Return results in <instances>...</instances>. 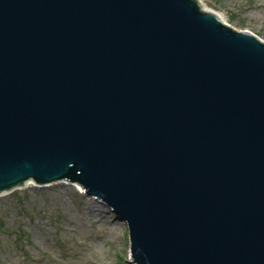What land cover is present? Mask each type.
<instances>
[{
	"label": "water",
	"instance_id": "1",
	"mask_svg": "<svg viewBox=\"0 0 264 264\" xmlns=\"http://www.w3.org/2000/svg\"><path fill=\"white\" fill-rule=\"evenodd\" d=\"M28 180L136 264H264V41L199 0H0V194Z\"/></svg>",
	"mask_w": 264,
	"mask_h": 264
},
{
	"label": "rangeland",
	"instance_id": "2",
	"mask_svg": "<svg viewBox=\"0 0 264 264\" xmlns=\"http://www.w3.org/2000/svg\"><path fill=\"white\" fill-rule=\"evenodd\" d=\"M264 41V0H199ZM0 264H135L124 219L69 183H24L0 194Z\"/></svg>",
	"mask_w": 264,
	"mask_h": 264
},
{
	"label": "bare ground",
	"instance_id": "3",
	"mask_svg": "<svg viewBox=\"0 0 264 264\" xmlns=\"http://www.w3.org/2000/svg\"><path fill=\"white\" fill-rule=\"evenodd\" d=\"M207 11H208V12H211V13H213V14H215L217 18L221 19L220 15H218L217 13H215V12H213V11H211V10H207ZM222 20H223V19H222ZM29 182H33V180H28V181H26V183H29ZM54 183H55V182H54ZM56 183H58V182H56ZM60 183H69V184H71V185L77 187L78 191H80L81 193L86 194V193L84 192L82 186H81L80 184H78L77 182L61 181ZM130 259H131V258H130Z\"/></svg>",
	"mask_w": 264,
	"mask_h": 264
}]
</instances>
